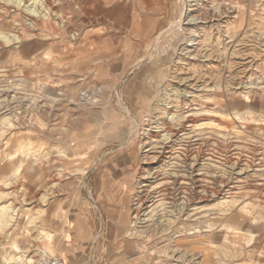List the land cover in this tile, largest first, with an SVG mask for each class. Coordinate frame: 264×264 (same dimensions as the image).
Here are the masks:
<instances>
[{"label":"rangeland","instance_id":"rangeland-1","mask_svg":"<svg viewBox=\"0 0 264 264\" xmlns=\"http://www.w3.org/2000/svg\"><path fill=\"white\" fill-rule=\"evenodd\" d=\"M0 212V264H264V0H0Z\"/></svg>","mask_w":264,"mask_h":264},{"label":"bare ground","instance_id":"bare-ground-1","mask_svg":"<svg viewBox=\"0 0 264 264\" xmlns=\"http://www.w3.org/2000/svg\"><path fill=\"white\" fill-rule=\"evenodd\" d=\"M190 20V19H189ZM180 23H177L175 24V26L178 28L180 26ZM175 26H174V29H175ZM172 28V27H171ZM179 31V30H178ZM181 32H183L181 30ZM178 33V32H177ZM181 35V34H180ZM179 35V37H180ZM185 35V34H184ZM178 36V35H177ZM182 36V35H181ZM194 38V37H193ZM180 39V38H179ZM183 39V38H182ZM190 40V39H189ZM197 40L195 39H192L191 43L193 45L194 42H196ZM1 213V212H0ZM0 218H2V216H0ZM3 221V220H2ZM5 222V221H4ZM31 223H35L36 222V219H33L32 221L30 220ZM9 224V223H8ZM6 225V223H5ZM44 230V229H43ZM43 230H40L37 237H36V240H39V241H46L47 243H49V241L52 239V235L50 233H47V232H44ZM37 252V257L38 259L35 260L34 258L36 257H32L30 260H27L25 264H36L37 261L41 260V259H44L48 256H50L52 254V249L48 246H44V249H39ZM8 261V260H7ZM6 262V261H5Z\"/></svg>","mask_w":264,"mask_h":264},{"label":"built area","instance_id":"built-area-1","mask_svg":"<svg viewBox=\"0 0 264 264\" xmlns=\"http://www.w3.org/2000/svg\"><path fill=\"white\" fill-rule=\"evenodd\" d=\"M36 264H68V262L58 255H50L44 259L37 261Z\"/></svg>","mask_w":264,"mask_h":264}]
</instances>
